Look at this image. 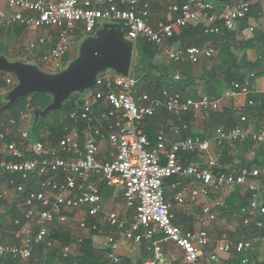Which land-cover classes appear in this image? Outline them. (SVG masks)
Wrapping results in <instances>:
<instances>
[{"label":"built area","instance_id":"1","mask_svg":"<svg viewBox=\"0 0 264 264\" xmlns=\"http://www.w3.org/2000/svg\"><path fill=\"white\" fill-rule=\"evenodd\" d=\"M157 2L6 0V9L0 7V21L6 26L19 24L35 29H57V42L41 57L42 65L47 67L61 68L64 65L71 46L70 32L82 26V34L91 35L102 22L119 24L124 36L133 44L138 39L147 40L155 47L157 54H163L171 62L182 61L196 65L214 58L216 51L210 46L172 51L170 42L176 29L203 24L207 33L216 34L217 22H222L227 29H234L246 18L251 6L248 0H227L220 10L212 0H185L181 5L172 2L167 5L170 22L151 26L148 19ZM46 41L45 37H39L36 42L28 44L27 50L34 51L38 46L46 45ZM173 79L178 81L179 74L175 73ZM6 84H11V79H6ZM233 86L238 88L240 85ZM88 91L82 96L81 108L68 115V119L74 123L86 124L81 140L68 132L58 140L55 147L38 141L23 145L22 142L28 138L27 131H18L19 143L8 140L6 133H0V143H3L6 153V158L0 160V171L23 180L17 182L10 178L8 183L22 196L24 207V223L19 219L13 221L18 229L14 234L18 244H0V259L11 256L28 261L34 245L55 248L54 242L49 240L50 224L60 219L65 211L81 208H85L86 215L91 218L101 217L109 227L111 234L105 237L103 246L110 264H121L117 254L120 240L137 245L143 242L147 244V251L152 257L143 264H165L164 243L173 244L182 253L179 262L169 264H214L223 254L232 257L253 250L251 240L231 242L222 238L215 251L205 254L210 247L207 231L184 230L175 224L163 188L166 179L175 177L169 189L174 201L182 205L185 201L195 203L206 192L220 193L238 187L250 193L248 205L241 210L242 215L246 214L244 223L248 225L253 222L257 228L263 227L264 180L261 171L245 167L223 170L217 163L218 154L214 152L210 156L208 152L211 144L218 149L246 139L264 145V129L248 131L244 127L247 123L245 111L238 109L241 112L238 123L228 129L215 128L212 138H180L182 131L188 128L183 123L184 116L192 115L196 122H208L210 115L220 111L227 99L241 93H254L253 86L249 88L246 83L241 91L226 92L218 99L205 94L197 98H185L179 92L168 90L153 97L137 92L130 72L127 77L99 74L95 86ZM247 105L252 106V101H248ZM102 108L105 109L103 118L107 120V141L114 151L110 159L98 157V141L104 139V135L100 128L93 125V116ZM28 112L29 109L21 113V121L30 119ZM159 112H164L170 118V125L168 130L162 126L158 131V142H163L167 131L176 138L167 150L149 148L150 142L143 130L144 121ZM8 123L10 126L15 125L14 120ZM181 154H191L198 160L184 163ZM201 157L204 160L199 162ZM33 177L37 178L39 189L30 188L25 194ZM88 177H96L108 186L120 187L124 207L131 214L123 216L116 211L103 214L99 194L93 190H82L81 182ZM3 200L4 195L0 193V201ZM3 210V204H0V216ZM200 219L205 224L215 223L217 214L214 208L209 204L202 205ZM79 226L85 229L86 219L81 220ZM102 232L99 229L98 233ZM261 242L264 243V237ZM74 253L71 246L59 250L62 259H69ZM241 264L252 263L244 258Z\"/></svg>","mask_w":264,"mask_h":264},{"label":"trees","instance_id":"2","mask_svg":"<svg viewBox=\"0 0 264 264\" xmlns=\"http://www.w3.org/2000/svg\"><path fill=\"white\" fill-rule=\"evenodd\" d=\"M226 2L227 0H213L215 7H217L219 10L226 4ZM258 12V7L256 5H251L250 11L246 18L251 15L258 16ZM246 18L239 22L234 29H227L222 22H217L218 33L216 34L207 33L206 27L203 24H198L196 26L190 25L180 31L178 35L179 37L177 36L171 39L170 44L172 51L185 49L187 47H200L206 45L207 43L216 45L219 40H222V42L219 44L218 51L216 47L208 44V46L212 47L216 52H218L216 53L217 57L215 56L216 61L211 65L209 60H206L205 62L201 61L196 65H192L190 62L173 61L172 66L169 67L165 64L158 63L155 60L157 52L155 47L150 42L145 39H138L135 41L136 57L135 64L131 67V75L135 81L137 92L145 93L154 97L163 90H168L179 92L185 98H197L200 94H205L213 99H218L226 92L232 90H236L237 92L241 91V87L246 83L249 85V88L251 86L254 87L255 79L264 76V35L261 33H255V35L250 39H244L243 42L241 41L239 47L241 55L239 56L233 52L232 47V44L236 39L237 32L243 25V22L246 20ZM239 24L240 26L238 28ZM99 26L100 25H97L93 32H95ZM21 27L24 26L22 25ZM78 32L79 30H76L74 33L72 31L70 33L75 35ZM189 37L192 38V40L183 46H181V44L174 45L173 43L174 41L180 39H183L182 42H184V39ZM248 49H253L256 52L255 58L252 59L250 56H248L246 53ZM201 63L202 72L199 76H197L195 75V68L201 65ZM171 69L176 70L179 74L180 79L178 81L173 79L175 71L171 72ZM233 84H238L240 86L238 88H234ZM248 95H251L249 96L248 101H252L253 105L251 107H247L253 108L254 112L258 114V116H261V114L263 115L264 94L254 95L249 93ZM51 102L52 98L47 94H32L16 101L8 109L7 113H4L0 116V133H4L10 119L14 120L17 126L20 121L21 112H24L27 109H29L31 113L35 111H43L51 104ZM81 106L82 96L76 93L68 97L62 103L61 109L59 111L50 112L45 118H38L37 120L32 119L29 127L28 138L24 140L22 144L27 145L28 143L30 144L32 142L34 143L41 141L42 132H48L49 141L51 143L57 144L58 140L63 135L67 134L74 126L78 127L79 129H83V127H86V124L74 123L68 119V115L72 111L79 109ZM1 107L2 105L0 104V108ZM216 116L218 115H215L214 113L210 115L209 126L207 127L206 131L201 134L195 133L192 130V122L194 121L192 115L184 116L183 123L187 124L188 128L187 130L182 131L180 138L183 139L187 136L199 137L200 139L209 138L207 136V132L212 131L213 129L217 128V126H219L216 122H214ZM165 118L166 115L162 114V112H159L155 116L144 121L143 130L150 142L149 148L154 147L158 143L157 133L164 125L163 119ZM231 120H233V118ZM232 126L233 125H225L223 128L228 129ZM65 128L67 131H64ZM14 141L17 143L21 142V140L18 139ZM254 144L255 143L250 139H246L243 142H237L232 146L218 148L215 151V153L219 156L217 159L218 165L221 166L223 170H228V164L234 160V156L230 155L232 154L231 150L239 148L241 150L240 152L238 151L240 154L238 157H240L242 160V164L246 165L244 166L245 168L251 169L258 167V169L260 168L264 170V154L262 153H259L254 161H243L245 153L251 150ZM52 147H54V145ZM25 157L29 158L28 155H25ZM181 158L184 163L197 161L196 158L191 154H181ZM15 177L17 178V176ZM7 178H12V175H7ZM33 178H31L33 180L30 185H27L25 194L30 191V188L39 189V184L36 177ZM175 180V177H172L164 181L163 188L165 191V196L166 192L170 191L169 188L171 183ZM17 182H23V180L18 177ZM249 199L250 193L243 192L240 188L236 187L228 194L223 206L220 208L221 214L219 218L225 220L235 219L238 221V224H240V235L236 240L231 242L249 240L253 241V250L233 255L231 257L232 264H241V260L244 258L249 262L251 261L256 264H260L258 263L259 255L257 250L261 247L260 244L263 243L261 242V238L264 237V224L263 227L259 229L254 225L253 222L248 223V225L244 223L246 214L242 215L241 210L248 205ZM3 203V201H0V204ZM16 219L21 220L20 217ZM16 219H12V226H14L13 221ZM95 219L90 218V221H87V226H90V224H96L97 220ZM21 223L23 224L24 222L21 220ZM99 229H102L103 232H109L110 230L108 226H102L99 227ZM49 231V240L54 242L56 245L55 248L47 249L41 244L34 245L32 256L27 262L8 256L1 258L0 264H72L73 262L77 264H110L106 257V252L93 249L90 240H81L78 243L73 239L69 231H63L55 228H50ZM8 242L16 244V240L13 239V236L12 240ZM65 246H71L75 252L74 256H71L69 259H62L59 254V250ZM121 264L123 263L121 262Z\"/></svg>","mask_w":264,"mask_h":264},{"label":"crops","instance_id":"3","mask_svg":"<svg viewBox=\"0 0 264 264\" xmlns=\"http://www.w3.org/2000/svg\"><path fill=\"white\" fill-rule=\"evenodd\" d=\"M184 1L185 0H158V2L155 3L151 9L150 17L148 19V23L151 26H156V25L161 24V23L167 24L171 20V15H169V13L167 11V5H169L172 2L173 3L176 2L179 5H181L182 3H184ZM248 1L251 3V5H256L259 9V12L257 13L258 16H254V15L248 16V18H246V20L243 22V25L241 24L242 26L240 27V29L237 32V36H236L235 41L232 44V47H233V52L238 56L241 55V51L239 50L241 41L243 42L244 39H250L251 37H253L255 35V33H261L262 35H264V0H248ZM212 2H213V0H212ZM0 7L2 9H6V0H0ZM104 24H114V23L102 22L101 24H99L100 25L99 28H101ZM21 26L22 25H19V24H12L10 26H6V25H3L2 22L0 21V56L3 57L8 62H11V63L21 62L24 64H30V65H35V66L41 65L42 66L41 57L43 56L44 53L49 51L55 45V43L57 42V39H58L59 31L57 29H54V28L35 29L32 27H25V26L21 27ZM239 26H240V24L238 25V28H239ZM238 28H236V29H238ZM77 30H79V32L75 35H72L71 33H69L71 35V40L74 39L73 40L74 42L73 41L71 42L69 53L67 54L64 65L61 68L47 67V68H45L46 70H43L42 69L43 67H39V66L38 67L40 69H42L43 71H46V72L52 73V74H56V73H59L62 70H64L66 68V66L72 60H74L77 57L78 47H79L80 43L82 42V40L95 33V32H93L91 35H86V34L83 35L81 30L83 31L84 28L82 26L80 28H78ZM75 31L76 30H74L73 33ZM121 31H122V29H121ZM180 31L181 30L176 29L174 37H177L179 35ZM39 37H45L46 38V40H47L46 45L38 46L34 51H28L27 50L28 44L36 42ZM124 39L128 42H131L125 36H124ZM182 40L183 39L176 40L173 43H174V45H180L181 44V46H183L187 42L191 41L192 38H190V37L186 38V39H184V42H182ZM263 40H264V36H263ZM221 42H222V40L221 41L219 40L216 45H213L211 43H207L204 46H208V44H209L211 46L216 47V49L218 51L219 44ZM132 46H133V55L135 54V56H136L135 43L134 44L132 43ZM75 47L77 48V50H76L77 55L73 57L72 51ZM200 47H202V46H200ZM216 53H218V52H216ZM246 53L252 59L255 58V56H256V52L253 49H248ZM132 58H133V56H132ZM166 58L167 57L164 56L163 54H157L155 57V60L158 63L163 64L164 62L165 63L167 62L168 58L167 59ZM205 61L206 60H203V62H205ZM130 72H131V70H130ZM0 74H1L0 75V104L3 107L5 104H7V96L9 94V92L12 91V89H14L16 87L17 81L14 78V76L9 74V73H5V72L0 71ZM102 74H106V76H108L110 74L113 75L114 72H112L111 70H106ZM8 78L11 79V84L7 85L6 79H8ZM5 87H7V89H4ZM201 91H202V88H201ZM88 92L89 91L86 90L80 95L83 96L84 94H86ZM263 93H264V76L255 79V81H254V93H252V94L261 95ZM249 96H251V95L241 93V94L234 96L231 99H227L226 102L222 105L220 111H218L217 113H214L215 115L219 116V117L216 116L215 121H214L219 125L217 127H223L225 125L231 126V125L237 124L239 121V119H238L239 113H241V112H238V109H243L245 111L244 115L247 118V123L244 124V127L248 131L256 132L259 129H264V117H263L264 114L263 115L261 114V116L260 115L258 116V114H256L254 112L253 108L247 107L248 106L247 102H248ZM102 109H98L93 116V125L95 127L100 128L103 132V135H104V139H101L98 141V157L101 159H110L112 157V155L114 154V151L111 150V148L109 147L108 141H107V132H106L107 131V120L103 118V114L105 112L104 111L105 109H103V110ZM7 111L8 110H5L4 112H2L0 114V116L3 115L4 113H7ZM33 113H31L29 111L28 114H29L30 119L27 121H21V119H20L17 126H16V123L14 126H10L9 124H7L4 133L7 134L8 140H17V139L20 140L18 131L19 132L20 131H27L29 133V127H30L31 121H32V119H34ZM162 114H165V113L162 112ZM231 117L233 118V120H231L232 119ZM10 120H12V119H10ZM163 120H164L163 126H165L164 128L166 130H168V127L170 125V118L166 115V118ZM208 126H209V121L205 122V123H200V122H196L194 120L192 122V130L195 133H199V134L203 133L204 131H206ZM85 128L86 127H83V129H79L78 127L74 126L73 128H71L69 130V133H70V135L76 136L81 140L82 139V132L84 131ZM213 130L207 132V136L209 138H212ZM14 131H17V134H14ZM105 134H106V136H105ZM41 139L42 140L38 141V142H41V143H43L49 147H52L53 145H54V147L56 146V143H51L49 141L48 132H42ZM174 139L175 138L169 133V131H167L165 136H164L163 142L162 143L158 142L154 147H156V148L159 147V150H167ZM32 143H30V144H32ZM0 144L3 145V143H0ZM3 149H4V146H3ZM216 150L217 149L214 147V145L211 144V148H210V151L208 152V155L212 156V154ZM236 152L238 153L237 148L231 150L232 154H230V155L235 156ZM259 153L264 154V145L254 144L252 149L245 153V156H247L249 161H254L257 158V155ZM4 158H6L5 150H4L3 159ZM234 159H237V158H234ZM196 160H198V159L196 158ZM254 168L258 169V167H254ZM259 170L261 171L262 176H263V180H264V170L260 169V168H259ZM12 178L17 180V178L14 175H12ZM33 179H35V178H33ZM33 179H31V182ZM8 180H7V185L12 188L13 193H14V195H13L14 197L12 196V199H11V197L9 196L10 192L7 191V196L10 197V198H8L10 201H9V206H7V208H6V211H8V214L10 216H7L4 220L0 219V244L17 245L18 241L16 240L14 234L16 231H18V229L15 226H12V219H16V218L20 217L22 220V213L24 211V207L22 206V196L18 195L14 191V188L11 185H9ZM81 186H82L83 192L93 190L99 194V196L101 197V207H102V213L103 214L109 213L111 211H114V212L120 211L119 213L123 216H127V214H131V212L127 211L126 208L124 207L120 187L108 186L104 182H100L96 177H88L86 180L81 182ZM231 191H233V189L222 191L220 193L219 192H212V191H210V193L206 192V194H203L202 196L198 197L195 203H190L189 201H185L182 205H179L174 201L170 191L166 192V200L171 205V212L174 215V221L177 225H179L184 230L205 229L207 231L209 241H210V247H209V249H207L206 252H204L205 254L209 251H213V250L215 251L216 247L218 246V243H220V240L222 238H227L230 241H234L240 235L237 232L235 233L234 230H230L231 225L227 224L225 222L226 221L225 219H222V218L218 219L217 218V221L215 223H212V224H205L200 219V208L202 207V205L209 204L212 208H214V211H215V209L217 208L216 206H219V207L223 206L225 199L228 197V194ZM5 194H6V192H4V197H5L3 200L4 203L7 199ZM263 200H264V195H263ZM114 202L118 203L117 205H119L118 207L120 209H118V210L112 209L111 211L110 210L105 211V206H104L105 203H114ZM218 209H220V208H218ZM62 216H63V218L65 216L70 217L71 220L74 222V225L77 224L73 230L76 229V230L82 231L81 234H78V232L73 231V230H69V229L63 230V231H69L70 234L72 235L73 239L76 242L79 243L81 240H90L93 249H95L97 251H105V247L103 246V243L105 241V237L110 235L111 232L105 231V232H102V234L98 233L99 227H102V226L106 227V225L104 224L105 222L101 219V217H99V218L97 217V219H95V220H97L96 224H93V225L90 224V226H87V221H90L89 219L91 217L86 215V209L85 208H81V209H77V210H67L63 213ZM129 216H131V215H129ZM11 217H12V219H11ZM83 219H86V228L85 229H82L79 227V223ZM91 219H93V218H91ZM57 220H59V219H57ZM49 228H50V226H49ZM100 230L102 231V229H100ZM226 230L228 231V235L226 233ZM82 234H84L83 235L84 237L82 236ZM12 236H13V239L16 240V244L8 242V241L12 240ZM162 248H163V253L165 256V260H166L165 264L179 262L181 260L182 253L173 244L164 243L162 245ZM257 253L259 255L258 256V263L264 264V250L262 249V247H260L257 250ZM117 254L120 256L121 262L123 264H143L147 259L152 257V254L149 251H147V244L145 242L141 243L140 245H137V244H134L131 242L123 241V240H120V246H119V249L117 251ZM231 259H232L231 256L223 254L219 257V261L217 263H214V264H232ZM24 262H27V261H24ZM251 263L256 264L254 262H251Z\"/></svg>","mask_w":264,"mask_h":264},{"label":"water","instance_id":"4","mask_svg":"<svg viewBox=\"0 0 264 264\" xmlns=\"http://www.w3.org/2000/svg\"><path fill=\"white\" fill-rule=\"evenodd\" d=\"M133 46L124 39L118 24H104L91 36L82 40L78 55L64 70L52 74L39 67L21 62H8L0 56V71L14 76L17 85L7 96V104L0 114L21 98L32 94H47L51 104L43 111L33 113L34 120L59 111L62 103L72 94H82L95 86L99 74L111 70L127 77L132 67Z\"/></svg>","mask_w":264,"mask_h":264},{"label":"rangeland","instance_id":"5","mask_svg":"<svg viewBox=\"0 0 264 264\" xmlns=\"http://www.w3.org/2000/svg\"><path fill=\"white\" fill-rule=\"evenodd\" d=\"M74 38V37H73ZM74 39H72L71 40V42L73 41ZM74 42V41H73ZM77 48L75 47L74 49H73V53H72V56L74 57V56H76L77 55ZM135 54L133 55V58H132V66L135 64ZM217 57V56H216ZM216 57H214V59H211V60H209V63H210V65L211 64H213L216 60H215V58ZM167 59V58H166ZM165 59V60H166ZM163 64H165V65H167V66H169V67H171L172 66V62L171 61H169L168 59H167V62L165 63H163ZM39 67H43L42 69L43 70H46L45 68H47V66H45V65H38ZM37 66V67H38ZM202 70V63H201V65H199V66H197L196 68H195V75H197V76H199L200 75V73L202 72L201 71ZM175 71V72H174ZM171 72H174V73H177V71L176 70H174V69H171ZM4 89H7V87H5ZM14 134H17V131H14ZM237 150L240 152V150L241 149H239V148H237ZM238 155H240L239 153H235V156H234V158H237V159H234L233 161H231V163H229L228 164V166H227V168L228 169H232V168H241V167H244V166H246V165H244V164H242V160L240 159V157H238ZM3 156H4V149H3V145L2 144H0V160H2L3 159ZM244 159H243V161L245 160V161H249L248 160V158H247V156H245V157H243ZM204 160V158H202L201 157V159H199V162L200 161H203ZM197 162V161H196ZM251 167H254V166H251ZM7 180H8V178H7V175H5V174H3L1 171H0V193H2L3 195H4V192H6V201H5V203L3 204V207H4V210H3V213L4 214H2L1 215V220H4L7 216H10L9 214H8V211H6V208H7V206H9V199L8 198H10L11 197V199H12V196L14 195V193H13V190H12V188L11 187H9L8 185H7ZM7 191H9L10 192V197H8L7 196ZM14 197V196H13ZM5 198V197H4ZM120 203V202H119ZM118 203H116V202H114V203H105V211H108V210H112V209H120L118 206L119 205H117ZM123 205V204H122ZM217 208L215 209V212H216V214H217V218L219 219V217H220V214H221V212H220V209H218V208H221V207H219V206H216ZM5 211V212H4ZM120 212V211H119ZM227 224H229V225H231V228H230V230H234L235 231V233L237 232L238 234H239V231L241 230V228H240V224H238V221L237 220H235V219H233V220H226L225 221ZM77 225V224H76ZM76 225H74V222L71 220V218L70 217H68V216H65L64 218H63V216H61V218L59 219V220H57V221H55V222H53L51 225H50V228H55V229H60V230H67V229H69V230H73L74 229V227H76ZM80 227V226H79ZM229 230V229H228ZM73 231H76V232H78V234H81L82 233V231H79V230H73ZM230 232V231H229ZM226 233H227V235H228V231L226 230ZM84 234H82V236H83ZM84 237V236H83ZM229 237V236H228ZM261 245V247H262V249L264 250V243H262V244H260Z\"/></svg>","mask_w":264,"mask_h":264}]
</instances>
